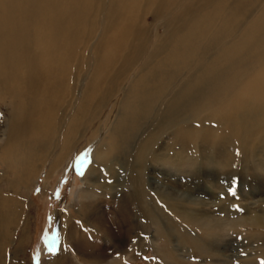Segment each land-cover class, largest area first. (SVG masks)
Listing matches in <instances>:
<instances>
[{
    "label": "bare ground",
    "instance_id": "1",
    "mask_svg": "<svg viewBox=\"0 0 264 264\" xmlns=\"http://www.w3.org/2000/svg\"><path fill=\"white\" fill-rule=\"evenodd\" d=\"M90 1L34 0L36 8L23 11L19 8L23 7L24 0H14L2 12V2L6 0H0V66L2 54L6 60L12 57L16 60L10 64L8 76L12 79L5 90L20 111L15 119H9L3 117L0 110L2 248L3 237L7 239L10 225L23 223L20 242L26 241L31 212L30 204L22 196L25 191L32 190L45 166L48 170L44 185H50L51 179L69 161L73 149L82 143L86 132H90L89 138L94 136L96 119L101 116L107 120L103 122V136L108 135L99 147L96 159L90 160L89 164L80 162L85 181L80 189V203L58 215L60 225L64 227L65 242L77 248L82 241L90 247L101 235L109 234V224L93 217L97 201L102 199H96L92 192L98 190L114 198L131 196V183H136L142 196L148 195L157 205L171 211L173 221L186 222L209 232L224 222L229 231L252 239L255 252L242 260L246 264H264V196L258 199V208L252 209L240 199H234L241 194L242 187L233 183V179H245L255 188H264V174L259 172L264 169V0H187L188 11L185 9L171 22L165 20L156 26L157 43H153L150 55L143 60L135 58L143 44L138 38L139 26L134 21L144 12L152 11L162 20L164 15L157 9L163 10L166 2L167 7L179 10L184 6V0H131L136 7L140 4L141 7L139 12L128 14L126 22H122V18L135 8H123L122 5L114 14L117 17L114 32L106 37L104 45H109V57L116 56L121 48L122 56L132 62L140 60V64L133 75L126 78L127 88L119 94L123 98L118 97L110 110L105 108L103 115L91 110L86 114L82 129L78 127L66 132L64 124L57 122L55 126L51 122V108L45 99L54 95L63 102L64 98L59 96L64 93L60 92L61 86L71 84L66 83L64 71L75 60L72 52L86 46L81 33L73 37L76 42L68 38L81 29L79 22L84 19L87 22L89 10L86 5ZM60 3L69 7L60 6ZM43 10L46 11L43 20H47V28L58 40L48 51L49 56L38 57L35 43L29 46L32 40L28 24ZM26 45L31 47L30 61L39 66L31 72L27 70L26 59H18ZM159 46L164 53L157 52ZM92 51L97 52L95 44ZM75 65V73H80V63ZM152 70L159 72L157 78L140 79ZM119 80L113 79V85L116 86ZM163 97L167 99L166 111L159 116L161 122L157 133L148 138V142H152L148 155L144 153L142 143L130 154L131 158L115 157L133 130L144 120L157 115L154 108ZM31 99L38 105L30 108ZM127 100L129 104H125ZM81 107L84 109L83 105ZM76 124L75 118L70 125ZM75 131L78 139L74 144L70 135ZM61 137L63 141L58 145L56 155L49 153ZM79 159L84 160L83 157ZM164 164L167 169L162 167ZM207 168L219 178L232 180L228 187L235 189V196L227 193L229 197L216 205V210L228 217V221L216 219L203 209L199 215L194 214V208L181 202L186 195H182L180 188L167 191L160 182L162 180L148 181L150 172L158 178L163 175L160 170L163 169L173 181L170 182L179 185L182 173L197 175ZM186 201L197 204L194 203L197 201L195 196H189ZM162 258L167 260L166 256ZM248 260L251 262H246Z\"/></svg>",
    "mask_w": 264,
    "mask_h": 264
},
{
    "label": "rangeland",
    "instance_id": "2",
    "mask_svg": "<svg viewBox=\"0 0 264 264\" xmlns=\"http://www.w3.org/2000/svg\"><path fill=\"white\" fill-rule=\"evenodd\" d=\"M33 1L24 0V8L20 6L19 10L29 11L34 7L36 8V3L33 5ZM11 2L14 0L2 2V12L9 7ZM186 3L187 0H184V6L177 10L167 7L165 2L163 10L157 9L160 11L158 13L164 15L163 18L161 17L162 20L152 11V13L144 12L137 21H134L139 26L138 38L143 44L140 45L141 51L136 54L135 58L143 60L150 55L151 46L153 43H157L155 40L156 26L165 20L171 22L179 17V12L187 10ZM122 5L123 8L126 6L129 9L135 8V10L128 11L126 16L122 18V22L128 21L127 15H132V12H139L141 7V4L136 7L131 0H117L116 2L114 0H91L89 5H86L87 10H89L87 22L86 19L79 22L81 29L68 38L69 41L76 42L73 37L81 33L83 43L86 45L84 46L85 49L81 48L77 52H72V57L75 60L64 71L66 83L71 82L69 87L61 86L60 92L64 93L59 96L64 98V103L61 99L55 98L54 95L45 99L51 108L49 110L51 122H54L55 126L57 122H61L64 124L66 132L78 127L82 129L84 127L82 123L87 119L86 114L89 111L93 110L103 115L105 108L110 110L111 106L116 104L118 97L123 98L119 94L127 88L125 80L129 75H133V72L137 70L136 67L140 64V60L132 62V60L122 56L121 48L118 49L116 56L109 57V45H104L106 37L114 32L113 26L117 18L114 14L119 11ZM60 6L69 7L62 3ZM44 14H46L45 10L28 24L30 30L28 34L32 40V44L29 46L35 43V54L38 57L49 56L48 51L55 46L56 40H58L47 28L49 23L47 20H43ZM161 31L164 29L161 28ZM126 37H129V34ZM3 40L2 33V44L4 43ZM94 44L97 47V52L92 51ZM30 48L26 45L22 55L18 58L26 59L28 72L39 67L37 62L33 65L29 59L32 56ZM129 48L130 46H128ZM157 52L164 53L160 46L157 47ZM14 61H16L14 57L6 60L2 54L0 110L2 116L5 118L7 116L9 119H15L20 113L16 104L13 105L14 99L11 100L10 95L5 90L8 82L12 79L8 75L10 74V64ZM17 62L14 63V67ZM78 62L81 65V71L75 73L74 67ZM158 75V71L152 70L146 75L143 74L140 79L150 81L157 78ZM113 79L114 81L120 79L116 82L118 83L116 86L112 83ZM82 97L84 99H81ZM166 100L163 97L160 103L155 106L157 115L141 122L140 126L134 129L132 134L123 141L119 154L115 157L131 158L130 154L137 151L142 143L145 145L144 153L146 152L148 155L152 146V142H148V138L158 131L157 126L161 122L159 116H163V112L166 111ZM32 104L33 99H31L30 108L37 106L38 102ZM125 104H129L128 100ZM82 105L84 109L83 107L80 108ZM75 118L78 120V124L70 125ZM154 119L155 121L152 122ZM93 121L89 123L91 127ZM104 121L107 120H103L101 116L96 119V123L100 122V125L97 127L96 124L94 136L89 138L91 134L86 132L82 143L79 144L78 148L73 149L69 161L64 165L63 170L56 173L58 175L51 179L50 185L47 187L44 185L48 170V166H45L36 185L32 190L25 191L22 195L23 199L30 204L31 212L30 223L26 231L27 238L24 243L20 242L24 231L23 223L10 225L7 239L3 237L4 247L2 248V233H0V264H246L242 259L247 258L250 252H255V249L252 250V239L248 237L246 239L235 231H229L224 222L221 227H216L209 232L188 225L186 222L173 221L171 211L157 205L158 203L154 202L148 195L142 196L136 188L138 185L136 183H131L130 187H133L129 189L132 192L131 196L123 195L114 198L112 195H107V193L98 190L92 192L96 199H102L97 201L98 204L93 211V217L97 221L99 219L109 224L111 228L109 234L101 235L100 239L96 243H92L90 247L81 241L77 248H74L64 241V227H61L58 215L62 210H70L72 206L75 207L80 203V189L85 183L84 173L83 175L79 174L81 163L87 161L89 164L90 160L96 159L99 147L102 146L104 138L108 135L103 136ZM14 122L12 124L15 126ZM70 136L73 137L75 144L76 139H78L76 131ZM62 141L63 137L56 143L54 150H48L49 153H57L58 145L60 146ZM163 153L167 154L164 151ZM82 157L84 160L80 161L79 158ZM75 160L76 163L74 164ZM165 165L162 167L167 169ZM160 170L162 176L159 175L156 178L155 173L150 172L148 181L157 183L162 180L160 182L166 186L165 190L167 191L171 188H180L182 195H186L182 197L181 202L187 207L194 208V214L199 215L203 209L205 213L214 215L216 219L220 217L224 221H228V217L216 210V205L225 197H229L227 193H229L228 189L230 188L228 182L232 181L230 178H219L216 173L207 168L197 175L182 173L180 175L181 184L175 185L172 180L168 179L169 176L165 174V171ZM263 170H259V172L264 174ZM218 171L220 170L218 169ZM233 181L236 183L235 186L242 187L241 194L235 196L234 199H240L241 202L250 205L252 209H257L258 199L264 196V188H255L245 179L243 181L233 179ZM4 185L2 184L5 188L6 185ZM189 196H195L197 201L194 203L197 204L187 202L186 199ZM89 240L93 241V238L90 237ZM49 247H52L53 251H49ZM162 256H166L167 260L163 259ZM146 257L148 259H145ZM246 262H251V260Z\"/></svg>",
    "mask_w": 264,
    "mask_h": 264
},
{
    "label": "snow or ice",
    "instance_id": "3",
    "mask_svg": "<svg viewBox=\"0 0 264 264\" xmlns=\"http://www.w3.org/2000/svg\"><path fill=\"white\" fill-rule=\"evenodd\" d=\"M79 174H80V175H83V172H80ZM228 191H229V194H230V195L235 196L236 193H235V189H234V188H231V187H230V188L228 189ZM57 194H58V193H57ZM235 207L238 208V206H235ZM238 210L243 211L242 209H239V208H238ZM49 251H53L52 247H49ZM145 259H148V258L146 257ZM152 259H155V258H152ZM194 259H195V258H194Z\"/></svg>",
    "mask_w": 264,
    "mask_h": 264
}]
</instances>
